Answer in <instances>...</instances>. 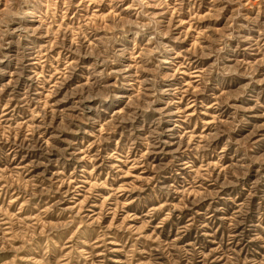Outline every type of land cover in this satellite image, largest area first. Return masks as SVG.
<instances>
[{
  "label": "rangeland",
  "instance_id": "rangeland-1",
  "mask_svg": "<svg viewBox=\"0 0 264 264\" xmlns=\"http://www.w3.org/2000/svg\"><path fill=\"white\" fill-rule=\"evenodd\" d=\"M0 264H264V0H0Z\"/></svg>",
  "mask_w": 264,
  "mask_h": 264
}]
</instances>
